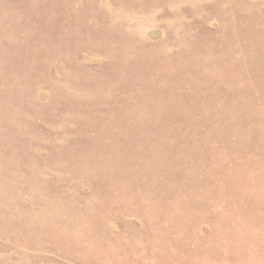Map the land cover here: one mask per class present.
Instances as JSON below:
<instances>
[{
    "label": "rangeland",
    "instance_id": "1",
    "mask_svg": "<svg viewBox=\"0 0 264 264\" xmlns=\"http://www.w3.org/2000/svg\"><path fill=\"white\" fill-rule=\"evenodd\" d=\"M0 264H264V0H0Z\"/></svg>",
    "mask_w": 264,
    "mask_h": 264
}]
</instances>
